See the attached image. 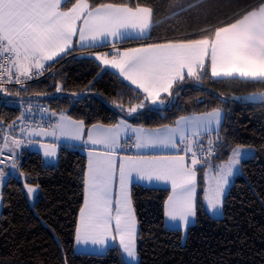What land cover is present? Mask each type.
I'll return each mask as SVG.
<instances>
[{"label":"snow or ice","instance_id":"snow-or-ice-1","mask_svg":"<svg viewBox=\"0 0 264 264\" xmlns=\"http://www.w3.org/2000/svg\"><path fill=\"white\" fill-rule=\"evenodd\" d=\"M227 8L224 18L195 32L153 38L156 9L140 0H0V93L5 106L10 96L18 98L19 106L14 120L0 119V189L18 173L27 198L33 199L39 185L28 182L22 170L24 151L39 144L48 162L58 159L61 142L80 148L87 161L81 169L83 199L75 218L74 252L117 251L120 264H140L133 180L170 186L162 211L172 230L186 233L201 209L222 215L232 178L255 158L253 145L229 141L227 114L219 106L228 98L215 96L218 106L155 128L129 120L142 116L141 110L179 108L176 101L189 83L209 96L213 93L204 81L264 85V0H227ZM125 42L136 46L120 47ZM109 43V52L89 51ZM78 50L87 56H72ZM68 56H94L97 77L118 74L120 83L127 82V91L112 100L113 119H74L63 109L51 111L39 103L48 98L46 92L29 94L46 72L54 77L50 69ZM54 87L63 91L59 81ZM82 98L77 92L64 97ZM232 99L264 106V89ZM3 200L0 191V206ZM63 264H70L66 256Z\"/></svg>","mask_w":264,"mask_h":264},{"label":"trees","instance_id":"trees-1","mask_svg":"<svg viewBox=\"0 0 264 264\" xmlns=\"http://www.w3.org/2000/svg\"><path fill=\"white\" fill-rule=\"evenodd\" d=\"M133 3L136 0H132ZM156 9L152 36L175 37L184 32H195L198 27L216 23L228 14L227 0H140ZM211 4L213 7L208 8ZM125 45L135 44L125 42ZM72 56L86 57L79 50ZM66 57L33 83L29 94L47 93L40 102L51 111L65 110L74 119L84 118L88 123L97 119L108 122L114 118L112 100L118 92L127 91L122 78L100 71L93 57L72 59ZM54 81L63 85L57 93ZM91 82V83H90ZM203 87L213 96L186 84L181 97L170 109L163 112L141 110L134 125L155 128L171 124L179 115L201 112L216 107L221 94L228 103L219 105L227 114L225 125L232 146L236 143L253 145L255 158L243 163L241 172L229 186L223 213L213 217L201 209L196 222L187 232L167 228L164 224L163 201L170 191L166 187L131 185L133 204L138 219L140 236L138 248L140 264H264V106L234 101V96H245L264 89L253 85L229 81H204ZM72 92L83 98L64 99ZM60 97L53 99L52 97ZM3 100V95L0 94ZM18 98L8 97V100ZM128 99L127 95L124 97ZM197 100L204 103L197 104ZM206 105L208 108L206 109ZM150 107V106H149ZM19 115V108L0 104V119L10 122ZM22 170L28 182L39 185L32 204L23 189L24 178L18 173L10 176L0 191V264H63L65 256L70 264H120L117 251L103 255L74 252L75 218L82 202L81 169L86 164L85 154L77 147L61 145L54 163L43 162L42 155L26 149L21 157ZM202 191L200 198L202 199Z\"/></svg>","mask_w":264,"mask_h":264},{"label":"crops","instance_id":"crops-1","mask_svg":"<svg viewBox=\"0 0 264 264\" xmlns=\"http://www.w3.org/2000/svg\"><path fill=\"white\" fill-rule=\"evenodd\" d=\"M134 46H136L135 44H132V45H125V44H122V45H120V47H134ZM96 50V49H95ZM98 50H105L106 52H109V48L107 49V47H104V48H101V49H98ZM94 60H95V58H94ZM96 61V60H95ZM97 63H99L98 61H96ZM103 67V66H102ZM112 71H115V70H112ZM45 142H47V141H45ZM61 145H69L67 142H61L60 143V145L59 146H61ZM59 148V147H58ZM78 148V147H77ZM80 149V148H79ZM30 150H34V151H37V152H39L41 155H42V157H43V153H42V151H40L39 150V144H37V145H35L34 147H32ZM57 151H58V149H57ZM84 153V152H83ZM85 154V156H86V160H87V155H86V153H84ZM56 161V159H54V160H50V161H48V162H46V163H54ZM133 183H138V184H142V185H145V186H152V187H166V188H169L170 189V186H168V185H164L163 183H149L148 181H141V182H138V181H136V180H133V182H132V184ZM171 190V189H170ZM164 224L167 226V227H169L168 225H167V223H166V221H165V218H164ZM76 251H80V252H82V250L81 249H76ZM87 252V251H86Z\"/></svg>","mask_w":264,"mask_h":264},{"label":"rangeland","instance_id":"rangeland-1","mask_svg":"<svg viewBox=\"0 0 264 264\" xmlns=\"http://www.w3.org/2000/svg\"><path fill=\"white\" fill-rule=\"evenodd\" d=\"M105 47H107V49L109 48V51H111V44L109 43L107 46H105ZM101 48H104V47H100V48H98V49H101ZM98 49H96V50H89V51H99V52H101V53H104V52H106L105 50H98ZM84 54H87V53H84ZM93 57V59L95 58L94 56H92ZM225 159H226V157H225ZM240 174V173H239ZM238 174V175H239ZM237 176V175H236ZM235 176V177H236ZM235 177H233L232 179H234ZM35 197H36V195H35ZM35 197L33 198V199H28L29 200V203L30 204H32L33 202H34V200H35ZM211 215V214H210ZM211 216H213V217H220L221 215H219V216H214V215H211ZM166 226V225H165ZM167 227V226H166ZM167 228H170V227H167ZM80 252V251H79ZM84 252H86V251H84Z\"/></svg>","mask_w":264,"mask_h":264},{"label":"built area","instance_id":"built-area-1","mask_svg":"<svg viewBox=\"0 0 264 264\" xmlns=\"http://www.w3.org/2000/svg\"><path fill=\"white\" fill-rule=\"evenodd\" d=\"M47 73V72H46ZM45 73V74H46ZM3 100L0 99V104L2 103ZM39 103H41L40 101H38ZM10 107H15V108H19L18 106V99H10L8 100V103H7ZM44 107H46V105H44L43 103H41Z\"/></svg>","mask_w":264,"mask_h":264},{"label":"water","instance_id":"water-1","mask_svg":"<svg viewBox=\"0 0 264 264\" xmlns=\"http://www.w3.org/2000/svg\"><path fill=\"white\" fill-rule=\"evenodd\" d=\"M0 94H2V93H0ZM3 95V94H2Z\"/></svg>","mask_w":264,"mask_h":264}]
</instances>
